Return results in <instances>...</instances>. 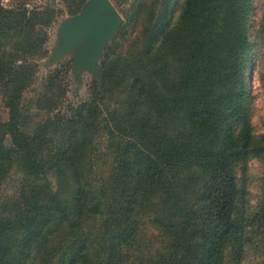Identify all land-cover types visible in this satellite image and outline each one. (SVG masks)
Here are the masks:
<instances>
[{"label":"trees","instance_id":"16d2710c","mask_svg":"<svg viewBox=\"0 0 264 264\" xmlns=\"http://www.w3.org/2000/svg\"><path fill=\"white\" fill-rule=\"evenodd\" d=\"M83 1L0 0V264H264L247 188L264 11L254 26L253 0H114L124 19L70 101L68 64L38 82L37 59Z\"/></svg>","mask_w":264,"mask_h":264},{"label":"rangeland","instance_id":"374dc122","mask_svg":"<svg viewBox=\"0 0 264 264\" xmlns=\"http://www.w3.org/2000/svg\"><path fill=\"white\" fill-rule=\"evenodd\" d=\"M37 3H43L47 0H31ZM58 1V0H55ZM116 10L118 11L121 21H123L122 12L119 10L120 7H126L127 4L120 3L115 4L114 0H110ZM253 24L256 26L258 20L261 16V13L264 11V0H253ZM3 4H7L9 0H1ZM59 7H62L61 4H58ZM61 12L55 17V19L47 26V36L45 40V55L37 59V78L36 80L45 81L49 74V69L57 66L58 64L67 63V90L65 97L67 100L75 101L78 99L85 98L88 95V85L92 77H95V74L91 71H88L84 67L75 64L72 65V58L70 53H65L56 59H51L50 54L52 53L53 48L58 43V27L63 18L70 15L61 8ZM118 25V27H119ZM135 25H140L138 22L135 23L132 28L127 26V39H132L135 37L133 27ZM117 27V29H118ZM116 29V31H117ZM130 29V30H129ZM115 31V33H116ZM114 33V36H115ZM113 36V38H114ZM107 40L105 46L102 49V55L97 59L98 64L103 58L104 50L107 45L111 44L113 41ZM37 83V82H36ZM32 93L31 90L25 92V95ZM250 94H251V124L253 131L255 133L264 131V37L260 40L254 50V60L253 67L251 71V84H250ZM7 118V110L3 106L0 100V120ZM8 141V139H7ZM247 171L249 174V183L248 188V200L252 207H258L262 202H264V160L251 158L247 162ZM11 189L10 182L3 183L1 187L2 192H8ZM140 242L142 249H149L150 251L154 250L161 243V236L157 231L151 227L148 223H144L140 228Z\"/></svg>","mask_w":264,"mask_h":264},{"label":"water","instance_id":"95a60500","mask_svg":"<svg viewBox=\"0 0 264 264\" xmlns=\"http://www.w3.org/2000/svg\"><path fill=\"white\" fill-rule=\"evenodd\" d=\"M120 21L110 0H84L75 13L61 20L58 43L50 58L70 53L73 66L80 65L97 75V59L102 55L106 41L113 38Z\"/></svg>","mask_w":264,"mask_h":264}]
</instances>
